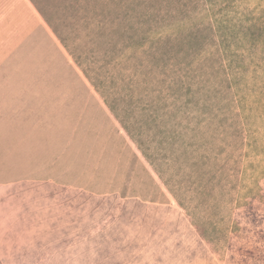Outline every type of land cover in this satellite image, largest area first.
I'll return each mask as SVG.
<instances>
[{
  "label": "rangeland",
  "instance_id": "374dc122",
  "mask_svg": "<svg viewBox=\"0 0 264 264\" xmlns=\"http://www.w3.org/2000/svg\"><path fill=\"white\" fill-rule=\"evenodd\" d=\"M0 264H264V0H0Z\"/></svg>",
  "mask_w": 264,
  "mask_h": 264
},
{
  "label": "trees",
  "instance_id": "16d2710c",
  "mask_svg": "<svg viewBox=\"0 0 264 264\" xmlns=\"http://www.w3.org/2000/svg\"><path fill=\"white\" fill-rule=\"evenodd\" d=\"M166 115L169 116V109L166 110ZM155 118L157 119V116H155Z\"/></svg>",
  "mask_w": 264,
  "mask_h": 264
}]
</instances>
